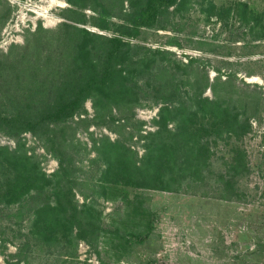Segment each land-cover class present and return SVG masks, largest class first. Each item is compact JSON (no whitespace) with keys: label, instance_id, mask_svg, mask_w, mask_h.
<instances>
[{"label":"rangeland","instance_id":"rangeland-1","mask_svg":"<svg viewBox=\"0 0 264 264\" xmlns=\"http://www.w3.org/2000/svg\"><path fill=\"white\" fill-rule=\"evenodd\" d=\"M74 1L0 0V113L22 120L0 118V264H264V0H178L131 35L118 30L145 0ZM114 35L130 42L134 94L113 77L73 115L44 119ZM214 90L242 113L261 97L251 130L210 137L204 179L181 168L184 150L150 162L176 127L162 110ZM235 144L249 168L226 199L212 179Z\"/></svg>","mask_w":264,"mask_h":264},{"label":"trees","instance_id":"trees-1","mask_svg":"<svg viewBox=\"0 0 264 264\" xmlns=\"http://www.w3.org/2000/svg\"><path fill=\"white\" fill-rule=\"evenodd\" d=\"M177 1L178 0H145L144 5L134 18V23L131 26L125 25V29L122 27V29L118 30L119 33L123 35L136 34V25L155 24L159 16L160 8L172 5ZM70 2L76 3L74 0H70ZM244 6H246V4ZM250 18H252L256 24L259 22L255 14ZM256 24L252 27H255ZM72 26L76 27L74 25ZM76 28L78 29V27ZM255 36L264 37V33ZM103 37L107 39L108 46L107 49H105V54H103L102 64L95 67L81 80L78 78L73 86L74 91L70 94L68 100L63 101L56 108H51L47 111L46 114H44V119H57L67 115H73L96 85L108 86V83L113 77H116V82H114L113 85H119L118 89L121 91V95L134 94L133 92L135 91L137 85L136 81L138 79L131 77V71L129 69V64L133 57H122L123 51H125L126 47H129L130 42L125 41L119 35ZM118 61L121 62L120 68L116 67ZM124 71H126V74H124ZM215 88L216 87H214V89ZM174 91L176 90L174 89ZM177 96L178 97L174 100L178 101L180 104L177 105L175 109L167 107L162 110L164 118H166L165 114H167V112L170 114L175 113L178 116V118H176L175 114L173 115V117L175 116L176 118V127L175 129L169 128V131L167 130V135H165L166 139L163 141V138H161V140L155 144L160 146L152 149L154 152L150 154L151 158L149 157V159L151 162L152 158L154 159L157 156L155 159L156 161L163 151L166 152V155H168L169 152L171 156H175L176 151L182 150L183 152L184 150L188 153L190 159L189 163L181 168L189 170V174L192 173V176L204 179L206 176L203 173V168L209 165L210 161L208 162L207 160H211L213 153L209 142L210 137L216 138L217 136V138L220 137L225 139L226 136L224 132L226 135L238 136L251 130L252 123L250 121V112L251 110H257L261 97L255 95L247 100V107L244 113H242L238 106H235L240 99L230 97L231 102H227L216 90H214V97L205 95L202 91H195L184 99L183 96H181L182 98L179 97L180 94H177ZM178 98H180V100ZM19 117L20 115L18 114L5 117L1 116L0 113L1 121H6L8 123L22 121ZM28 119V125L32 126L31 128H35L38 123L37 119ZM160 132L161 129L159 133ZM182 152L177 153L179 158L177 166L180 165L181 158H183ZM229 153V159L224 160L222 163L224 169H221V171L219 170L217 173L219 177L212 179V184H219L218 189L220 190H216V192H218L217 195L226 199L239 197L240 192L237 182L240 176L244 175L249 168L248 164L244 163L246 150L241 146L238 144L233 145L231 149H229ZM167 157H169V155ZM243 169L245 170L242 173ZM169 180L170 179H168V181ZM75 217V214L71 213L72 220H75Z\"/></svg>","mask_w":264,"mask_h":264}]
</instances>
